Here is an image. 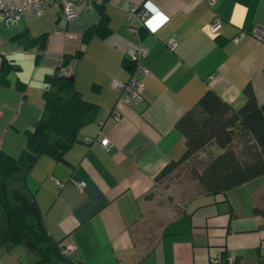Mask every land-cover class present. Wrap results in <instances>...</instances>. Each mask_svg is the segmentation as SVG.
Returning a JSON list of instances; mask_svg holds the SVG:
<instances>
[{"label": "crops", "instance_id": "obj_1", "mask_svg": "<svg viewBox=\"0 0 264 264\" xmlns=\"http://www.w3.org/2000/svg\"><path fill=\"white\" fill-rule=\"evenodd\" d=\"M133 4L149 9L138 33L124 19ZM256 27L264 28V0H94L78 6L71 21L54 3L40 15L23 11L16 21H0V61L11 65L7 86L0 85V151L17 158L26 149V132L46 117L47 77L68 76L96 106L62 159L40 155L9 186L35 200L47 232L61 247L72 246V261L211 264L220 257L264 264V215L253 212L264 208V185L256 178L192 196L164 209L160 222L153 211L148 216L156 176L184 150L179 117L207 90L237 110L249 85L264 104V40L253 35ZM239 32L245 36L233 41ZM40 36L43 49L24 48ZM170 38L177 41L173 51ZM140 44L146 53L138 63L148 74L127 60L128 48ZM131 77L143 84V98L126 103L111 83Z\"/></svg>", "mask_w": 264, "mask_h": 264}, {"label": "trees", "instance_id": "obj_2", "mask_svg": "<svg viewBox=\"0 0 264 264\" xmlns=\"http://www.w3.org/2000/svg\"><path fill=\"white\" fill-rule=\"evenodd\" d=\"M88 34L86 31L83 38ZM17 37L27 39L23 33ZM42 38L32 39L24 48L34 45L43 49ZM10 70L11 65L3 58L0 61V85L7 86L6 76ZM46 79L48 85L43 93L46 117L26 132V149L17 158L0 151V244L12 247L23 243L31 257L26 264H77L62 252L64 247L45 229L35 200L20 189L9 187L14 176L27 172L40 155L62 159L66 150L77 141L80 128L95 117L96 106L82 99L68 76L55 74ZM243 93L245 102L234 110L207 90L178 118L175 128L184 139L183 153L163 167L155 178L156 182L211 143L219 152L202 170L195 167L190 170L202 193H225L264 175V104L257 103L249 85L243 88ZM241 133H247L254 143L255 155L249 160H242L231 146L235 135ZM253 212L264 215V208L255 206ZM219 264L227 263L222 261Z\"/></svg>", "mask_w": 264, "mask_h": 264}, {"label": "built area", "instance_id": "obj_3", "mask_svg": "<svg viewBox=\"0 0 264 264\" xmlns=\"http://www.w3.org/2000/svg\"><path fill=\"white\" fill-rule=\"evenodd\" d=\"M94 0H21L18 3H8L5 0H0V21H16L19 19L20 14L23 11H27L31 16L40 15L44 12L45 8L49 5L57 3L60 5L64 19L71 21L77 16V7H90ZM209 5H213L215 0H207ZM149 15V9L145 5H129L124 10V19L128 25V30L132 33H138L139 28L145 26L146 19ZM218 24V19L215 18L211 25L214 29ZM253 35L257 38L264 40V28L256 27L253 30ZM245 36L244 32H239L233 37V41L237 42ZM177 45V41L174 38H170L166 42V46L169 50L173 51ZM146 53V47L144 45H137L135 47L128 48L127 60L135 63L143 74H148V71L141 66L138 61L142 54ZM112 87L118 88L122 92L123 99L126 103H133L143 98V84L136 78H129L126 81H122L118 78L112 80ZM99 142L102 146H108V139L105 137H99ZM89 141V140H88ZM59 186L61 183L57 181ZM84 183H78V186H83ZM72 249V246H67L62 249L63 253H67ZM224 261L222 258L217 257L212 259L211 264H219ZM227 264H232L234 260L228 258L225 260Z\"/></svg>", "mask_w": 264, "mask_h": 264}, {"label": "rangeland", "instance_id": "obj_4", "mask_svg": "<svg viewBox=\"0 0 264 264\" xmlns=\"http://www.w3.org/2000/svg\"><path fill=\"white\" fill-rule=\"evenodd\" d=\"M19 107H16L18 111ZM253 141L247 133H241L232 142V148L238 152L242 160L251 159L254 153ZM252 151V152H251ZM219 152L215 144L211 143L204 147L191 158L185 160L175 171L165 176L155 187L148 207V216L154 212L156 222H160L164 209L176 210L187 199L202 193L198 188L196 181L191 177L190 170L195 167L198 170L207 164V162ZM257 183L264 185V175L256 178ZM11 186V183L9 184ZM242 196V194H239ZM151 210V211H150ZM162 212V213H161ZM153 218V216H152ZM31 257L23 243L8 247L6 244H0V264H26L30 262Z\"/></svg>", "mask_w": 264, "mask_h": 264}]
</instances>
